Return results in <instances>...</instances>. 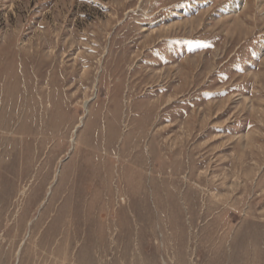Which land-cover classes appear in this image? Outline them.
<instances>
[{
  "label": "rangeland",
  "instance_id": "rangeland-1",
  "mask_svg": "<svg viewBox=\"0 0 264 264\" xmlns=\"http://www.w3.org/2000/svg\"><path fill=\"white\" fill-rule=\"evenodd\" d=\"M0 0V264H264V0Z\"/></svg>",
  "mask_w": 264,
  "mask_h": 264
},
{
  "label": "bare ground",
  "instance_id": "bare-ground-1",
  "mask_svg": "<svg viewBox=\"0 0 264 264\" xmlns=\"http://www.w3.org/2000/svg\"><path fill=\"white\" fill-rule=\"evenodd\" d=\"M242 7V3L240 0H237L235 3H233L229 8L232 11H238Z\"/></svg>",
  "mask_w": 264,
  "mask_h": 264
}]
</instances>
